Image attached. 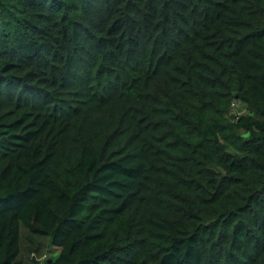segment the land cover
<instances>
[{"label":"trees","instance_id":"16d2710c","mask_svg":"<svg viewBox=\"0 0 264 264\" xmlns=\"http://www.w3.org/2000/svg\"><path fill=\"white\" fill-rule=\"evenodd\" d=\"M0 264H264V0H0Z\"/></svg>","mask_w":264,"mask_h":264},{"label":"rangeland","instance_id":"374dc122","mask_svg":"<svg viewBox=\"0 0 264 264\" xmlns=\"http://www.w3.org/2000/svg\"><path fill=\"white\" fill-rule=\"evenodd\" d=\"M25 245H28L24 240L22 241V253L23 254H25V255H27V250H26V248H25ZM49 248V245L46 247V249L44 250L43 249V254L45 253V252H47V249ZM34 252V254H35V257H39L40 258V256L38 255V253L37 252H35V251H33ZM31 255V254H30Z\"/></svg>","mask_w":264,"mask_h":264}]
</instances>
